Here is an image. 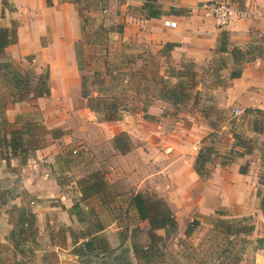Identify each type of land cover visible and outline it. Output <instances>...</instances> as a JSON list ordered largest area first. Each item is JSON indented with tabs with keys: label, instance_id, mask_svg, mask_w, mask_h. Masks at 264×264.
Wrapping results in <instances>:
<instances>
[{
	"label": "crops",
	"instance_id": "0c3cea01",
	"mask_svg": "<svg viewBox=\"0 0 264 264\" xmlns=\"http://www.w3.org/2000/svg\"><path fill=\"white\" fill-rule=\"evenodd\" d=\"M144 1L108 0L115 6L111 11L101 6L107 0H0V25L11 27L15 24L17 33L16 42L5 48V54H10L15 60L18 55L36 53L40 59L35 64H45L49 68V100L56 96L69 104L78 97L81 68L75 56V45L81 40L85 17L92 19L106 12L112 18L111 24H115L111 26L123 27L124 32L122 29L121 32L116 30V35L120 38L123 36L127 41L142 42L145 50L152 55L163 53L165 43H174L167 58L160 54L163 66L167 63L176 67L184 58L198 62L211 54L218 56L216 58L226 57L229 60L227 67L231 66L229 53L215 52L221 31H227L229 48H246L259 43L261 39L264 41V0H155L159 14L147 18L141 14L144 11H139ZM215 2L229 3L246 11L247 15L218 28L207 13V7ZM164 21L175 22V26L166 25ZM120 23L122 25H118ZM14 49L20 54L9 52ZM171 80L174 81L173 78ZM230 81L228 99L231 103L256 108L264 113V56L245 61L241 75ZM192 101L187 104L190 110L168 123L146 121L144 118L142 123L135 125L129 117L108 122V125L100 123L106 127L110 141L123 132L134 143L133 150L119 154L128 171L134 173L135 168L137 174L141 173L134 191L155 189L160 192L169 189L164 195L169 201L176 202L174 206L180 212L196 207L199 213L211 214L220 207L230 205L229 189H241L243 196L240 199L237 195L238 203L248 207L246 214L256 211L252 204L256 199H247L257 183V175L255 173L252 177L251 169L241 173L239 162L245 157L261 161L263 155L256 157L245 152L242 158H234L228 163L221 157L220 149L223 148L220 144H213L214 154L211 162L206 164L211 169L210 174L200 178L193 168L194 160L202 140L213 129L204 128L200 121L192 119L196 114ZM70 108L73 107L68 106L63 111ZM128 113L133 111L129 110ZM148 113L156 115L154 111ZM6 117L12 121L10 114ZM139 128L143 137L136 140L135 132ZM71 140L70 137L58 149L35 150L24 164L19 158H10L6 164L5 159L0 157V264H101L99 248H114L120 244L113 245L106 235L108 227L115 225L117 219L102 218L97 210L108 207L111 201L97 197L100 200L95 205L92 200L95 196L83 199L78 183L81 179H72L76 162L73 160L76 154L73 153H78L82 146H78L81 141L78 142L70 153ZM111 148L118 152L114 145ZM237 150L244 151L243 148ZM44 158L48 169L37 164V160ZM250 163L249 167H252L255 162ZM24 166L29 167V172L19 180L23 185L19 189H12L18 179L11 177L8 180L7 174L13 171V175H17L24 170ZM109 168L113 170L112 166ZM62 177L67 179L61 180ZM112 181H107V189L112 188ZM199 189L203 190L198 192ZM186 196H191V200L184 208L180 207L179 202ZM22 214L26 221L33 218V222L20 226ZM91 236L97 237V251L89 252L84 248L83 238L89 239ZM129 242L131 248V239ZM130 255L133 264H147L132 250Z\"/></svg>",
	"mask_w": 264,
	"mask_h": 264
},
{
	"label": "rangeland",
	"instance_id": "374dc122",
	"mask_svg": "<svg viewBox=\"0 0 264 264\" xmlns=\"http://www.w3.org/2000/svg\"><path fill=\"white\" fill-rule=\"evenodd\" d=\"M101 6H104L105 9H111V11L115 9L114 3H109L108 0L106 4ZM89 19L85 17L81 40L75 45V56L78 67L81 68V76L78 97L74 103H65L64 99L56 98V96L52 100H49V97L48 99L41 97L40 100L30 99L13 103L10 96L11 90L4 87L0 80V119L1 115L6 117L7 114H10L12 121L9 122L13 126L12 128H18L27 118L40 125V146L30 150V155L35 150L44 148L45 151L58 149L66 144L70 137L72 147L69 148V151L72 153V149H75L77 143L81 141L78 145L82 146L78 150L79 152L73 153L76 154L73 158L76 162L73 166L74 173L71 174L72 179H82L97 171L108 182L113 180L110 183L112 188L110 186L111 189H105L106 191L104 190L102 195L106 201L110 200L111 203L108 207L97 210L102 218L115 217L117 219L115 225L108 227L109 231L106 235L111 239L113 245L120 242L123 244L122 247H127L129 258L132 257L129 242L131 230L138 226L142 230L136 238L143 244L147 240V221L139 222L135 210L129 204L132 195L136 192H142L163 198L171 207L178 222L177 232L165 237L163 255L151 264H216L217 259L220 264L221 262L224 263L226 261L224 254L230 249L235 252L239 246L240 238L232 237L234 246H230L227 243L228 238L219 230L214 229L213 224L220 218L219 214L215 212L216 210L224 212L225 215L222 216L224 219L237 220L243 216L251 217L250 221L256 229L249 236L251 242L247 244V251L243 253V257L236 264H264V241L262 243L256 242L257 238L264 235V210L259 208V201L261 196H264V191H261L260 196L257 195L258 189H262V185H259L258 182L247 199L248 201H251V198L256 199L252 203L256 211L252 210L249 214H246L249 211L248 207L239 204L237 200V195L240 196V199L243 196L241 189H229L230 205L220 207L211 214L199 213L196 207L186 212H180L174 206L176 202L169 201L164 195L169 189H162L160 192L155 189L134 191L141 178V173L137 174L135 168L133 169L134 173L127 170L123 158L119 155L121 151L112 150V141L107 138L106 127L100 123L108 125V122L112 123L116 119H124L125 117L131 118L130 122L133 119L135 125L142 123L144 118L146 121L168 123L169 120L179 119L181 117L179 115L190 110L189 105H187L189 102L176 107L169 102V104L163 103L161 101L163 99L158 97L161 92L160 79L164 77L167 67L170 66L167 63L163 66L161 53L152 55L145 50L142 42L127 41L123 36L120 38L115 33L119 27L111 26L115 24H111L112 18L106 12ZM120 29L123 30V27ZM9 52L15 55L20 54L15 49L9 50ZM5 56L13 60L10 54L7 53ZM18 56L13 61L23 69H32L38 73L48 68L45 64L40 66L38 63L35 64V61L40 59L36 53ZM216 57L218 56L211 54L198 62L184 58L176 66L179 68L182 63L188 65L193 62V69L196 71L195 79L202 82V85H198L201 92L197 105H193L196 114L192 116L194 117L192 119L196 122L200 121L204 128L213 129L212 134H210L212 136L208 135L206 141H212L211 143L214 145L220 144V147L223 148L220 149L221 157L228 163L234 158L245 156V153L241 155L239 151H230V147L234 143L232 130L239 134V141L244 139L249 142L250 151L248 153L256 157L258 154L264 155V113L259 109L256 110V108L243 107L230 102L228 98L231 93L229 90L231 81L228 79V73L232 66L217 72L214 69L211 71L219 61V58ZM190 68L192 69V66ZM162 69L163 72H161ZM83 92L86 93L87 97L82 96ZM104 103L107 107L102 111L100 108ZM68 106L73 108L66 110V112L63 111ZM92 107L95 109L93 110ZM236 107L241 111L235 116L234 108ZM129 110H132L133 113H128ZM149 111H154L156 115L149 114ZM182 119L185 120V118ZM166 126L169 127L168 124ZM140 130L141 128L137 133L135 132L136 140L143 137ZM126 139L128 141L126 142L127 150H133L135 146L133 147L134 143L131 138L127 137ZM2 155L0 152V157ZM133 155L135 156V154ZM251 161L256 164L254 163L252 167H249ZM38 163L48 169L45 158L37 160ZM243 165H246L247 169H251L252 177L256 173L257 181L259 177L262 178L264 175V159L257 161L245 157L239 162V170ZM109 166H112L113 170H110ZM23 169L20 172L16 171L18 172L17 175H13V171L12 173L8 172V180L11 177L18 179L13 184L12 189H19V186L23 185L19 180L28 174L29 167L24 166ZM208 169L209 175L211 169ZM62 179L66 180L67 178L62 177ZM223 192L226 191L223 190ZM246 195L249 196V194ZM99 198L97 196L92 198L95 205L101 199ZM190 200L191 196L184 197L179 202L180 207L184 208ZM195 219L199 222L198 226L189 237H185L182 233L184 228ZM157 233H162V231H157Z\"/></svg>",
	"mask_w": 264,
	"mask_h": 264
},
{
	"label": "trees",
	"instance_id": "16d2710c",
	"mask_svg": "<svg viewBox=\"0 0 264 264\" xmlns=\"http://www.w3.org/2000/svg\"><path fill=\"white\" fill-rule=\"evenodd\" d=\"M154 2L155 0H145L139 7V11L145 12L141 14L146 18L154 17L159 14V7ZM117 32H121L120 27L117 29ZM16 39L17 33L15 24L11 25V27H3L0 25V80L4 87L11 90V102L18 103L50 96L51 89L48 68H45L42 72L36 73L32 69L21 68L13 60L5 56V48L14 44ZM263 43L264 41L261 39L259 43L248 45L246 48L239 46H232L229 48L227 31H221L215 52L223 54L229 53L232 68L229 70L228 79L237 78L241 75V70L245 61L264 56ZM174 46V43H165L162 51L163 53H161L162 56L167 58L168 52ZM226 59V57L221 56L218 63L211 71L214 69V71L217 72L218 70L220 71L226 68L227 62H229V60L227 61ZM190 66H192V69ZM195 77L196 71L193 69V62L188 65L182 63L179 68L168 66L164 77L160 79L161 92L158 97L176 107L181 104H186L192 101V99V104L194 106L197 105L201 92L198 85H202V82L196 80ZM172 78L174 81L171 80ZM82 96L87 97L85 92H83ZM106 107L104 103L100 109L103 111ZM92 109L94 110L95 108L92 107ZM12 127L13 126L7 118L1 115L0 152L3 154L1 157L5 159V161H8L10 158H19L21 162L24 163L30 155V150L40 146V125L36 121L27 118L18 128ZM231 134L234 138V143L230 150L231 152L238 151L236 148H243L244 151H239L241 155L250 151L249 142L244 139L239 141V134L233 130ZM127 137L128 136L123 132L115 135L112 138L114 148L121 152L127 150ZM206 140L207 137L202 140L203 142L201 141L202 144L194 160L193 168L200 178H204L208 175L209 169L206 164L211 162L212 155L214 154L212 141L206 144ZM246 170L247 166L243 165L240 172L244 173ZM257 182L259 185H262V189H258L257 193V195L260 196L261 191H264V175H262V178L259 177ZM78 183L83 199L92 196H97L101 199L105 198L102 195L104 190L107 189V180L102 174H99V172L96 171L82 178ZM129 202L130 206L135 210L137 220L139 222L147 221L148 224L146 233L147 240L144 244L140 243L136 238L137 234L140 233L142 229L136 226L131 230L130 239L132 253L147 264L152 263L163 255L165 237H169L177 232V219L169 204L159 196L136 192L131 196ZM259 208L264 210V196L260 198ZM215 212L219 214L220 218L213 224L214 229L219 230L228 238L227 243L230 246H234L233 238H240L239 246L236 251L232 252L230 249L229 252L225 253L226 261L224 263L221 262V264H236L237 261L241 260L247 248V244L251 242L249 236L255 229L254 224L250 221V216H243L237 220H231L222 218V216L225 215L224 212L220 210H216ZM25 221L26 219H24L22 214L19 219L20 226L27 222L32 223L33 218H29L26 222ZM198 224L199 222L196 219L190 221L184 228L182 232L183 235L189 237ZM160 230L162 233H157V231ZM262 241H264L263 237L256 239L258 243H262ZM97 244V237L91 236L88 241L84 243V248L89 252L97 251ZM122 246L123 244L120 243L114 248H99L98 251L101 252V256L103 257V259L101 257V264H133L127 255L129 249ZM216 261V264H220L218 259Z\"/></svg>",
	"mask_w": 264,
	"mask_h": 264
},
{
	"label": "built area",
	"instance_id": "2783aa9c",
	"mask_svg": "<svg viewBox=\"0 0 264 264\" xmlns=\"http://www.w3.org/2000/svg\"><path fill=\"white\" fill-rule=\"evenodd\" d=\"M207 13L212 17L213 22L216 27L223 28L228 26L240 19L246 17L247 13L244 10H239L226 2H215L211 6L207 7ZM166 25L175 26V22L164 21ZM239 108H234V115L240 113ZM88 238H83V242H87Z\"/></svg>",
	"mask_w": 264,
	"mask_h": 264
}]
</instances>
